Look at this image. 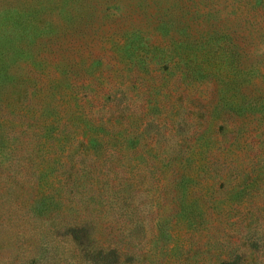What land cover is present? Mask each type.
<instances>
[{"label": "rangeland", "instance_id": "374dc122", "mask_svg": "<svg viewBox=\"0 0 264 264\" xmlns=\"http://www.w3.org/2000/svg\"><path fill=\"white\" fill-rule=\"evenodd\" d=\"M196 7L204 17L209 15L203 22L190 19V15L183 17L185 9L194 11ZM262 7L242 11L232 0H0V38L8 33L5 20L11 22L14 18L19 49H29L34 43L40 58L48 57L64 64L75 58L79 61L78 55L85 56V72L110 87L113 82L127 80L133 74L126 65L131 53L148 54L147 51L154 49L150 44L155 40L160 44L157 52L169 50H161V46L168 44L165 34L171 31V24L189 26V36L193 34L192 29L204 34L200 37L203 45L200 51L199 46L196 49L187 43L181 29L171 31L178 41L176 44L181 48L191 45L194 50L191 57L188 56L192 58L189 62L193 68L188 80L196 81L183 97L184 86L180 85L179 89L175 76L161 70L141 74L140 85L143 92L146 85L149 86L152 101L161 111V124L156 126L157 139L150 143L161 145V149L183 144L180 130L175 129L177 124H165V118L174 116L178 110L188 111L189 99H206L211 103L209 116L201 120L207 121L206 130L186 146L192 149L190 158L197 166L204 164L205 152L210 153L211 172L201 184H206L215 195L217 201L210 199L209 206L215 213H222L227 224L218 225L206 212L207 224L203 220L199 229L195 228L202 209L192 207L195 198L191 195L184 197L177 210L169 209L164 194L136 199L140 218L136 224L130 221L131 211L123 206L121 199L104 194L70 196L55 212L68 220L84 219L91 212L95 221L85 228L90 248H118L126 254L121 259L124 264H215L219 257L210 253L216 237L229 240V244L236 242L255 248L264 244V236L260 237V229L264 228L260 219L261 214L264 215V5ZM82 12L85 20L86 17L91 19L87 28L78 24ZM223 37H231L241 48L234 60L229 56L231 52ZM244 51L251 65L244 60ZM16 56L10 52L9 62L16 60ZM239 58L244 62L241 66H238ZM200 71L208 72L212 79L201 78ZM14 73L17 79L28 75L39 82L20 100L17 95L9 102L10 91L0 90V264H91L83 258L86 242L84 247L77 246L58 235L53 237L51 245L42 244L39 251H34L36 211L42 205L55 204H51L54 201L50 199L37 200V210H33V176L18 172V168L24 166L31 172L35 166L36 125L42 128L41 136L46 127L43 120L58 114L51 109L54 99L65 97L61 94L65 81L64 77H59L54 84L55 96L48 97L45 91L46 98L42 100L43 94L37 90H46L47 85L41 76H33L24 61L17 64ZM7 88L10 89L9 85ZM36 108L45 109L36 113ZM176 120L180 122V118ZM198 120L197 114L189 119ZM151 130L155 128L151 126ZM162 202L164 205L157 208ZM53 250L59 255L53 256ZM263 252L264 249L260 253ZM251 253L246 254V259H250Z\"/></svg>", "mask_w": 264, "mask_h": 264}, {"label": "trees", "instance_id": "16d2710c", "mask_svg": "<svg viewBox=\"0 0 264 264\" xmlns=\"http://www.w3.org/2000/svg\"><path fill=\"white\" fill-rule=\"evenodd\" d=\"M232 2L242 11L246 8L257 10L264 5V0H232ZM187 15H190V19L195 18L201 22L209 17V15L204 17L198 7L194 8V11L185 9L183 17ZM86 19L83 12L78 17V24L83 28L91 25L89 21L91 19L88 17ZM5 22L8 33L0 38V90L10 91L9 102L12 101L13 96L16 98L17 95V100H20L25 93H28L31 86L36 88V83L39 82L36 78L30 79L28 75L24 79L16 78L14 71L20 61L28 65L33 76H41L47 85L46 90L42 88L37 90L43 94L42 100L46 98L45 91L48 97L55 96L54 84L59 77H64L65 81L64 84L61 83L64 86L61 94L65 97L53 98L54 105L51 110H56L58 114L43 120L46 122L43 124L46 127H44L45 133L41 136L39 132L42 128L40 124L36 125L38 154L33 157L37 160L35 166H32L31 172L24 166L19 165L18 168V172L21 170V173L33 176L32 197L35 198L32 204L33 210H37L35 205L37 200L39 202V200L50 199L54 201L51 204H55L49 207L42 205L36 211L34 251H39L42 244L51 245L53 237L58 235L77 246H83L86 242L82 250L83 258L91 264H124V260L121 262V259L126 254L123 255V251L118 248L101 246L90 248L92 246L87 243L89 236L85 228L95 221L91 212L81 220L76 217L68 220L55 212L63 205V200L70 196L94 197L104 194L121 199L123 206L131 211L130 221L136 224L140 221L136 199L164 194L167 196L169 209L177 210L182 206L184 197L191 195L195 198L192 207L202 209L199 220L194 224L195 228L199 229L203 220L207 224L206 212L218 225L227 224L224 215L215 213L209 206L210 199H216L215 195L209 191L206 184H201L211 172L208 160L210 153L205 152L204 164L197 166L190 158L192 149L186 146L189 142L196 141L206 130L204 123L207 121L204 120L203 123L201 120L209 116L212 109L211 103L206 99L203 101L189 99L188 111L183 113L178 110L174 116L165 118V124L171 126L177 124L175 129L180 130V139L183 144L161 149V145H150L158 136L156 126L161 124V111L159 105L155 106V101H152L148 91L149 86L146 85L143 92L140 85L143 81L141 74L144 72L152 74L161 70L163 73L175 76L174 82L179 84V89L180 85L184 86L181 90V97H183V93L188 91L190 85L196 81V79L188 80L193 70L191 61L189 62L192 58L188 57L194 52L191 45L195 48L199 46L198 50L201 51L203 45L200 37H204L203 33L192 29L193 34L189 36L191 32L189 26L171 24L169 30L174 33L178 32V28L181 29L187 43L191 45L181 48L176 44L178 41L175 40L174 34L167 31L165 35L168 37L166 39L168 44L161 46V50L169 49L168 51H163L161 54L157 52L160 50L159 42L155 40L150 44L154 49L147 51L148 54L141 56L131 53V56L127 57L126 65L133 74L127 80L113 82L110 87L103 85L97 78L85 72V56L78 55L79 61L75 58L64 64L58 61L53 62V59L48 57L40 58L39 52H35L34 43L29 49L25 47L24 50L19 49L16 44V34L14 35L16 20L13 18L10 22V19H6ZM206 33L208 34L209 31L206 30ZM223 38L231 52L229 56L231 60H234L241 48L231 37ZM173 49L177 53L172 52ZM10 52L17 54L16 60H10L11 63L9 62ZM242 54L248 65H251L247 51ZM243 63L239 58L238 66ZM200 72L201 78L212 79L208 72ZM8 85L10 89L7 88ZM51 90L54 95L50 94ZM40 104L41 102L37 105ZM43 109L45 108H36L35 112H42ZM193 114L198 115V121H189ZM177 118H180V122H177ZM151 126L155 128L154 131L151 130ZM47 127L50 129L48 130ZM46 155L47 159L44 160ZM197 198L201 200L197 201ZM158 205L157 208H161L164 203ZM146 206L150 207L148 204ZM55 214L58 217L54 216ZM260 219L264 226L263 214ZM260 230V237L263 238L264 228ZM238 231L242 234L240 228ZM222 239V237L214 239L215 246L210 253L219 257L215 264H264V252L260 253L264 249V244L255 248V246L238 245L236 242L229 244V240ZM250 251L252 256L246 259V254ZM52 253L53 256L59 255L56 250ZM258 255L261 257H257Z\"/></svg>", "mask_w": 264, "mask_h": 264}]
</instances>
